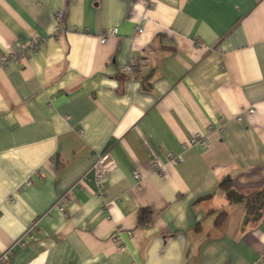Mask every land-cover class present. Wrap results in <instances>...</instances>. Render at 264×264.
<instances>
[{
    "label": "crops",
    "instance_id": "obj_1",
    "mask_svg": "<svg viewBox=\"0 0 264 264\" xmlns=\"http://www.w3.org/2000/svg\"><path fill=\"white\" fill-rule=\"evenodd\" d=\"M153 1L0 0V54L14 55L0 67L7 264H264V211L252 220L219 188L264 186V0ZM196 134L209 145L188 144Z\"/></svg>",
    "mask_w": 264,
    "mask_h": 264
},
{
    "label": "built area",
    "instance_id": "obj_2",
    "mask_svg": "<svg viewBox=\"0 0 264 264\" xmlns=\"http://www.w3.org/2000/svg\"><path fill=\"white\" fill-rule=\"evenodd\" d=\"M143 2L145 5H147L149 7H152L154 4L153 0H143ZM62 24H63L62 12L55 13V25L53 27V33L54 34L59 33L63 30ZM117 32H118V29L116 27H110V28L105 29V31L103 32V35H101V37H100V42L105 43L109 36L116 35ZM141 32H142V29L137 27L136 33H141ZM38 41H39V38H36L33 41H31L30 43H28L26 45H22L21 47L24 49L25 48H31V49L35 48ZM11 57H14L13 53H11V52L0 54V67H4L7 64V61L9 60V58H11ZM137 69H138V62L136 59H132L129 63L121 66V70L129 76H133ZM246 111L248 113H253L254 108L248 107ZM237 120H241V118L237 117ZM187 143L188 144L199 143L203 146L209 145L208 140L201 134H196L193 137H190L188 139ZM186 144L184 143L182 145V148H185ZM107 157H108V149L106 148V149L99 151L95 154V159H94V162L92 164V170L94 172V178H95V182L97 184L98 190L101 189V187L103 186L104 178H105V175L107 173V168L104 165V161L107 159ZM165 158L167 161H171L173 163H176L180 160V155L174 154L172 152H168L165 154ZM150 165L152 168L160 169V171H161L162 167H163V162L159 159H154L151 161ZM133 177H134L136 182L140 183V181L143 179V174L137 170V171H134ZM65 200H66V197H60V199L54 205L59 210L64 211ZM105 209L107 211H109L110 205L106 204ZM30 229H29V231L26 232V234H30L29 233ZM17 243L24 245L23 236H21L17 240ZM10 257H11V250L10 249L7 251L1 252L0 253V264H7Z\"/></svg>",
    "mask_w": 264,
    "mask_h": 264
},
{
    "label": "trees",
    "instance_id": "obj_3",
    "mask_svg": "<svg viewBox=\"0 0 264 264\" xmlns=\"http://www.w3.org/2000/svg\"><path fill=\"white\" fill-rule=\"evenodd\" d=\"M219 188L224 190L226 197L230 202L242 201L249 218L257 220L261 217L264 211V186L257 190L238 192L233 189L232 180L227 177L219 182ZM225 215V211L219 212L216 217V224H220L225 218ZM150 219L151 213L148 209H138L137 220L139 223H148Z\"/></svg>",
    "mask_w": 264,
    "mask_h": 264
}]
</instances>
